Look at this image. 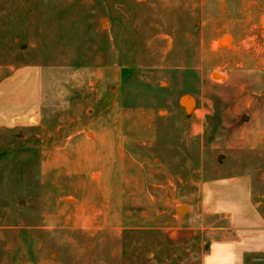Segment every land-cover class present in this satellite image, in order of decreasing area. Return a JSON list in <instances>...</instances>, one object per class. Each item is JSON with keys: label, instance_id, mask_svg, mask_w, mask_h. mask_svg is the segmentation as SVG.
I'll return each instance as SVG.
<instances>
[{"label": "rangeland", "instance_id": "1", "mask_svg": "<svg viewBox=\"0 0 264 264\" xmlns=\"http://www.w3.org/2000/svg\"><path fill=\"white\" fill-rule=\"evenodd\" d=\"M263 21L264 0H0V92L33 83L0 130V264H190L228 237L204 190L248 174L264 199Z\"/></svg>", "mask_w": 264, "mask_h": 264}, {"label": "crops", "instance_id": "2", "mask_svg": "<svg viewBox=\"0 0 264 264\" xmlns=\"http://www.w3.org/2000/svg\"><path fill=\"white\" fill-rule=\"evenodd\" d=\"M12 82L16 83L14 79ZM32 84L28 77L21 91L15 93L4 85L0 92V130L18 128L11 124L14 109H18L15 105L24 100L22 93ZM26 115L28 118L29 112ZM20 120L17 122L22 123L24 116ZM204 195L203 215L215 217V229L230 235L214 242L208 252L191 253L190 264H264V199L255 197L252 177L243 174L222 178L204 190Z\"/></svg>", "mask_w": 264, "mask_h": 264}, {"label": "water", "instance_id": "3", "mask_svg": "<svg viewBox=\"0 0 264 264\" xmlns=\"http://www.w3.org/2000/svg\"><path fill=\"white\" fill-rule=\"evenodd\" d=\"M215 77H217V75L214 74V75H213V78L215 79ZM223 80H225V79H223ZM189 98H190V102H191V107L186 106V105L183 104V100H187V99H189ZM179 104H180L181 106H184V110H185V112H186L187 114H189V113H191L192 110L196 107V100H195L193 97L186 95V96H183V97L180 99ZM244 120L246 121V120H247V117H245ZM178 214H179V213H178Z\"/></svg>", "mask_w": 264, "mask_h": 264}, {"label": "bare ground", "instance_id": "4", "mask_svg": "<svg viewBox=\"0 0 264 264\" xmlns=\"http://www.w3.org/2000/svg\"><path fill=\"white\" fill-rule=\"evenodd\" d=\"M263 26H264V21H263ZM230 43H231V39L229 37L224 38L223 41H222V44H224V45L225 44L229 45ZM215 75H217V77H215L216 79H221V80L225 79V77H223L221 75H218V74H215ZM183 104L186 105V106L191 107L190 98L187 99V100H183ZM184 211H186V208H180L179 209V214L181 215Z\"/></svg>", "mask_w": 264, "mask_h": 264}]
</instances>
